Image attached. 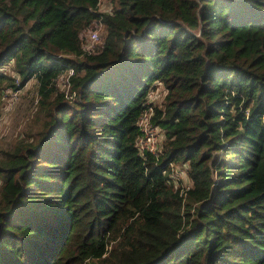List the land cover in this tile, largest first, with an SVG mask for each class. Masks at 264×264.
I'll return each instance as SVG.
<instances>
[{
    "label": "trees",
    "instance_id": "obj_1",
    "mask_svg": "<svg viewBox=\"0 0 264 264\" xmlns=\"http://www.w3.org/2000/svg\"><path fill=\"white\" fill-rule=\"evenodd\" d=\"M31 81L0 264H264V0H0V111Z\"/></svg>",
    "mask_w": 264,
    "mask_h": 264
},
{
    "label": "rangeland",
    "instance_id": "obj_2",
    "mask_svg": "<svg viewBox=\"0 0 264 264\" xmlns=\"http://www.w3.org/2000/svg\"><path fill=\"white\" fill-rule=\"evenodd\" d=\"M110 7L105 3L101 2L100 10L108 11ZM18 84L19 82L16 81ZM35 81L29 82L26 86L20 87V92H18L17 97L14 98V94L5 98L3 106L0 111V139L4 135L13 134V138H22L24 130V120L27 117H31L33 112L37 108L38 97L35 94ZM31 92L33 96L32 108H28V105H21L23 96L26 93ZM62 91V90H61ZM29 95V96H31ZM164 94L156 96V100L160 101ZM159 134L162 136L160 130ZM187 166H176L174 167V180L173 182L179 184L180 186H190V182L186 174Z\"/></svg>",
    "mask_w": 264,
    "mask_h": 264
},
{
    "label": "built area",
    "instance_id": "obj_3",
    "mask_svg": "<svg viewBox=\"0 0 264 264\" xmlns=\"http://www.w3.org/2000/svg\"><path fill=\"white\" fill-rule=\"evenodd\" d=\"M98 39L96 34H93L91 36V42L90 45L87 47V50H89L91 47H93L94 42ZM73 70L70 69L66 73L59 75L55 79V86L62 90L66 95H68V88L70 85V78L73 76ZM19 90L14 91L11 93L14 94V98L17 97ZM67 97V96H66ZM72 96H69L67 98H72ZM148 101V108L144 111V113L141 115V117L138 120L137 126L139 130V139L137 141V147L140 151V154L149 153L155 157L158 158V153L160 149V144L162 140V136L159 134V130L153 125L152 123V117L154 114L153 107L149 105ZM170 170L172 174V179L174 180V167L173 165H170ZM176 185H178L176 183ZM189 186H182V193H184L185 190L188 189Z\"/></svg>",
    "mask_w": 264,
    "mask_h": 264
},
{
    "label": "clouds",
    "instance_id": "obj_4",
    "mask_svg": "<svg viewBox=\"0 0 264 264\" xmlns=\"http://www.w3.org/2000/svg\"><path fill=\"white\" fill-rule=\"evenodd\" d=\"M190 184V183H189Z\"/></svg>",
    "mask_w": 264,
    "mask_h": 264
}]
</instances>
